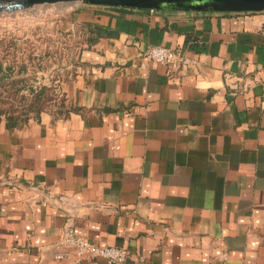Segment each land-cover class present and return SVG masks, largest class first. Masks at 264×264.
Returning <instances> with one entry per match:
<instances>
[{"label": "crops", "instance_id": "crops-1", "mask_svg": "<svg viewBox=\"0 0 264 264\" xmlns=\"http://www.w3.org/2000/svg\"><path fill=\"white\" fill-rule=\"evenodd\" d=\"M77 5L67 113L0 117V264H264V11ZM66 223L126 260L54 258Z\"/></svg>", "mask_w": 264, "mask_h": 264}, {"label": "rangeland", "instance_id": "rangeland-1", "mask_svg": "<svg viewBox=\"0 0 264 264\" xmlns=\"http://www.w3.org/2000/svg\"><path fill=\"white\" fill-rule=\"evenodd\" d=\"M77 3L0 12V65L10 67L0 81V117L67 113L63 87L84 70L81 54L87 38L83 28L72 25Z\"/></svg>", "mask_w": 264, "mask_h": 264}, {"label": "built area", "instance_id": "built-area-1", "mask_svg": "<svg viewBox=\"0 0 264 264\" xmlns=\"http://www.w3.org/2000/svg\"><path fill=\"white\" fill-rule=\"evenodd\" d=\"M260 32L264 35V24ZM142 55L146 59L168 67H195L198 64V58L163 45H148L142 51ZM54 246L56 248L54 258H64L72 253L75 263L83 259L92 260L97 258L104 259L109 263H122L127 258L126 251L121 247L97 244L79 235L70 223L64 225Z\"/></svg>", "mask_w": 264, "mask_h": 264}, {"label": "water", "instance_id": "water-1", "mask_svg": "<svg viewBox=\"0 0 264 264\" xmlns=\"http://www.w3.org/2000/svg\"><path fill=\"white\" fill-rule=\"evenodd\" d=\"M61 1L156 11L172 9L220 12L264 11V0H0V12H12L37 4Z\"/></svg>", "mask_w": 264, "mask_h": 264}, {"label": "trees", "instance_id": "trees-1", "mask_svg": "<svg viewBox=\"0 0 264 264\" xmlns=\"http://www.w3.org/2000/svg\"><path fill=\"white\" fill-rule=\"evenodd\" d=\"M9 66L8 67H3L0 65V81H3L6 77L9 76ZM6 119V122H7V125L8 126H16L18 125L19 123H24L25 121H27V117L25 118H20V117H17V116H10V115H6L4 117Z\"/></svg>", "mask_w": 264, "mask_h": 264}]
</instances>
